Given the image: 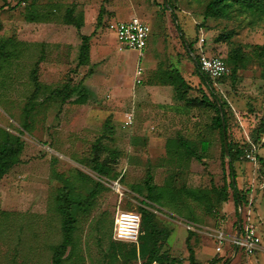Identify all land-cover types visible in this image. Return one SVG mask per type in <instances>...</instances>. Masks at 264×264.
Masks as SVG:
<instances>
[{
	"label": "rangeland",
	"instance_id": "374dc122",
	"mask_svg": "<svg viewBox=\"0 0 264 264\" xmlns=\"http://www.w3.org/2000/svg\"><path fill=\"white\" fill-rule=\"evenodd\" d=\"M166 2L0 0V40L14 38L7 47L10 56L0 62V128L24 141L18 163L0 181V264H52L54 247L63 241L56 196L66 186L78 199L96 193L76 214L74 246L69 247L73 251L67 252L64 264H109L106 254L115 241L113 224L120 209L152 212L172 232L165 248L183 264H209L214 255L221 259L218 264L229 258L228 250L216 252L213 234L224 230L228 236L223 247L233 252L230 237L238 230L240 216L243 226L253 224L264 242V135L258 132L264 115V57L256 48L264 43V17L233 6L228 17L205 18L208 0H170L168 9ZM102 7L106 11L98 26ZM70 12L82 18L80 31L68 24ZM31 13L36 21L30 20ZM133 17L152 28L142 53L121 47L111 28L112 23ZM178 24L194 52L184 46ZM80 33L91 35L89 61L83 65ZM239 45L245 61L237 81L228 77L212 85L224 105L228 141L235 151L241 150L234 168L247 201L238 216L231 189L228 201L222 202L227 194L221 191L231 180L230 158L223 154L220 129L212 126L216 111L188 105L174 86L163 83V77L176 68L191 85L181 89L187 98H211L210 87L197 74L195 56L226 58ZM138 64L143 67L140 83ZM34 69L37 106L25 127ZM61 89L69 100L50 97ZM128 113L134 115L131 124L126 123ZM180 138L188 140L196 153L181 151L185 149L176 145ZM96 146L102 161L116 154L111 169L117 177L92 168ZM149 171L157 186L172 184L175 191L182 186L199 188L207 197L191 201L193 213L172 198H160L164 187L148 198ZM115 182L121 184L120 190L113 187ZM187 221L198 228L188 229ZM189 231L194 232L190 243L195 263L189 259ZM252 256L245 254L239 261ZM259 260L264 264V251Z\"/></svg>",
	"mask_w": 264,
	"mask_h": 264
},
{
	"label": "trees",
	"instance_id": "16d2710c",
	"mask_svg": "<svg viewBox=\"0 0 264 264\" xmlns=\"http://www.w3.org/2000/svg\"><path fill=\"white\" fill-rule=\"evenodd\" d=\"M164 6L168 9L171 8L170 0H167L164 3ZM238 6L241 9H245L250 11L253 15L257 17H264V0H208L206 9H205V18L208 17H228L229 13L231 12V7ZM106 9L104 7L101 8L97 19V25L100 26L103 20V16ZM173 18L176 21L177 15L173 13ZM30 20L36 21V17L33 13L30 14ZM68 24H71L77 28L78 31L81 30L83 26L82 18L75 17L73 12H70L68 15ZM179 32L181 33V37L183 39L184 46L189 49L191 52H194L192 49V44L188 43L185 39L184 32L180 25H177ZM0 29H2V23L0 21ZM82 38V45L80 47V58H79V65L87 64L89 61V52H90V39L91 35L82 34L80 33ZM14 42L13 37H7L0 40V62L2 60H6L8 56H10L11 52L8 50L9 44ZM256 48L258 49L259 55L264 57V43L257 44ZM223 58V57H222ZM225 62L228 64L230 68V73L219 77V78H212L210 75L206 74L200 65V57L195 56L196 62V71L198 76L200 77L201 81L204 82L207 86L211 89V98L207 95H204L202 100H198L197 98L191 99L185 96V93L181 91L182 87H186L187 89L191 88V85L186 81L184 76L180 73V71L176 68H170L169 70L165 71L166 76L163 77V83L169 84L175 87L179 97L181 99H185L188 105H207L216 111V116L213 119L212 126L214 128H219L221 132V139L223 142V154L224 156H228L229 160V167H230V176L231 180L229 183L223 187L221 194L224 196L223 203L228 201V192L231 189L233 191L234 202L237 206L236 213L239 216V207L241 204L247 201L246 194L240 190L237 184V174L234 168V161L239 160L241 150L237 149L236 151L232 147L231 143H229V153L226 152V148L224 145V124H223V117L225 120V131L227 134V118L226 112L224 109L223 102L220 100L216 92L212 89L213 82L218 80H224L225 78L231 77L233 82H236L238 79V73L241 66H243L245 61V54L244 49L241 45L235 47L231 52L228 53L226 58H223ZM33 82L35 85L34 91L30 95L28 101L25 105L26 117L24 120L25 127H28L31 121L32 112L35 110L37 106L36 102V95L38 92V78L36 74V69L33 70ZM64 89L61 90H54L51 94V98L55 95H62ZM63 99L69 100L70 98L67 95H62ZM81 99V100H80ZM79 102L82 101L80 98ZM223 113V116H222ZM258 132L264 135V115L260 120V124L258 126ZM228 139V135H227ZM176 145L182 150L184 153L188 155H192L194 152L191 149L190 142L185 138H180L177 140ZM207 147V143H203V148ZM24 148V141L19 135L12 134L8 130L4 128H0V181L3 177L18 163L21 154ZM99 147L96 146L95 156L93 158V169H95L101 175H111L114 173L111 167V161H113L116 157V154L112 155L110 161L107 160H100L99 159ZM196 155V154H195ZM197 158L201 160V156L197 155ZM113 159V160H112ZM113 177H117L116 173L112 175ZM100 185L99 183L96 186ZM145 186L148 191V198H152L153 194H156L157 188L164 187L165 191L162 194H159V197L162 199H169L172 198L180 206L189 207L191 213H193V208L191 206V201L193 200H204L207 197V193L203 189L199 188H190L186 186H182L177 191L174 190L173 185L167 184L163 186H157L153 183V173L151 171L148 172V176L145 180ZM62 189V191L56 196L57 201V211L60 213L62 217V230H63V241L54 247L53 252V264H63L65 259V254L69 247L74 246V231L76 227V214L79 210H82L90 203V197H93L94 191H91L89 195L83 199H78L74 189L72 187ZM158 191V190H157ZM159 193V192H158ZM186 194V196H183ZM190 202V205H188ZM143 213V220H142V230L141 236L138 245L134 244H126L120 243L116 241H111L110 248H119L124 251L123 248L130 249L127 250L124 261H130V263L136 262L134 264H149L154 260L161 261L164 264H183V260L179 257L173 256L168 249L165 248V244L171 235V230L169 228H164L160 225L159 221L157 220L156 216L148 211L145 208H141ZM194 218L200 221L197 216L193 215ZM194 235L193 231H189V235L187 237L188 248L190 251L189 259H192L194 263V249L191 245L190 241L192 236ZM230 259H226L223 264H227ZM221 261L220 258H214L210 264H217V262ZM132 262V263H133Z\"/></svg>",
	"mask_w": 264,
	"mask_h": 264
},
{
	"label": "built area",
	"instance_id": "2783aa9c",
	"mask_svg": "<svg viewBox=\"0 0 264 264\" xmlns=\"http://www.w3.org/2000/svg\"><path fill=\"white\" fill-rule=\"evenodd\" d=\"M112 30H114L118 36L121 47H128L130 49L143 52L149 42V38L152 32V28L146 21L139 17H133L128 20H118L111 24ZM201 69L212 78H219L230 73L228 64L222 57L219 56H200ZM137 82L142 81L143 67L138 64L137 66ZM133 113L127 114L126 123L131 124L133 122ZM249 156V155H248ZM117 190H120L121 184L115 182L114 186ZM142 211L120 209L114 220L113 227V239L115 241L139 243L141 230H142ZM187 228L196 230V227L192 222L187 221ZM200 227V226H199ZM227 234L222 230H217L214 234L215 239L220 244L217 249L221 250V244L227 239ZM230 241L236 248L242 249L247 256L256 254L263 247V239L259 235L257 228L250 223H246L240 230V234L237 232L230 237ZM149 264H164L161 261L154 260Z\"/></svg>",
	"mask_w": 264,
	"mask_h": 264
},
{
	"label": "crops",
	"instance_id": "0c3cea01",
	"mask_svg": "<svg viewBox=\"0 0 264 264\" xmlns=\"http://www.w3.org/2000/svg\"><path fill=\"white\" fill-rule=\"evenodd\" d=\"M113 227H114V224H113ZM200 227H202V226H200ZM258 230V229H257ZM222 231H224V230H222ZM238 231V230H237ZM225 232V231H224ZM172 234V233H171ZM171 236V235H170ZM188 237V236H187ZM213 237H214V234H213ZM170 238V237H169ZM186 240H187V238H186ZM215 241L218 243V241L215 239ZM117 242H121V243H130V244H134V245H138V244H136V243H131V242H122V241H117ZM263 243V247H264V242H262ZM224 244H225V242L223 243V244H221V250L220 251H218V249H217V247L220 245L219 243L216 245V252L217 253H220V252H226L227 250L231 253L229 256H227V257H229V258H225V259H223L222 258V263L221 264H223V262L226 260V259H230L229 260V262L227 263V264H262L261 263V261L259 260V253H260V251H264V248H262V249H260L254 256H252V258H248V260L247 261H245V262H243V261H239L240 260V258H243V255H245V253H244V251L243 250H240V249H238V248H236V247H234V248H232V250H234L233 252H231L229 249L230 248H227V249H224ZM70 249V250H69ZM124 249V251L122 252V250H120L119 248H110V251H108V253L106 254V256H108L109 257V259H110V261L112 262H110L109 264H115V262L114 261H122V260H124L125 259V256L123 255V254H126V252H127V250L128 249H130V248H123ZM194 249V248H193ZM70 252V251H73V248H68V250H67V252ZM67 252H66V254H65V259H64V262H63V264L65 263V261L67 260V258L69 259V256H67ZM195 252V251H194ZM70 254H71V252H70ZM69 254V255H70ZM221 256H224V255H221ZM214 258H220V257H215V255H214ZM214 258H212L211 259V261L214 259ZM191 260V259H190ZM195 262H196V260H194ZM210 261V262H211ZM125 262V261H124ZM133 262V261H132ZM194 262V263H195ZM220 262V261H219ZM219 262H217V264L219 263ZM191 263H193L192 262V260H191ZM52 264H53V256H52ZM125 264H129V261H127ZM210 264V263H209Z\"/></svg>",
	"mask_w": 264,
	"mask_h": 264
},
{
	"label": "water",
	"instance_id": "95a60500",
	"mask_svg": "<svg viewBox=\"0 0 264 264\" xmlns=\"http://www.w3.org/2000/svg\"><path fill=\"white\" fill-rule=\"evenodd\" d=\"M222 116H223V113H222ZM223 124H224V145H225V148H226V152L229 153V144H228L227 134H226V131H225V120H224V117H223ZM242 222H243V218H242V216H240L237 235L240 234V230H241V227H242Z\"/></svg>",
	"mask_w": 264,
	"mask_h": 264
}]
</instances>
